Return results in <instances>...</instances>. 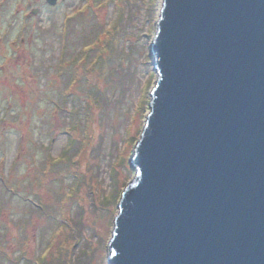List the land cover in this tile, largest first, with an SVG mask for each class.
<instances>
[{
	"label": "rangeland",
	"instance_id": "1",
	"mask_svg": "<svg viewBox=\"0 0 264 264\" xmlns=\"http://www.w3.org/2000/svg\"><path fill=\"white\" fill-rule=\"evenodd\" d=\"M161 3L0 0V264H107Z\"/></svg>",
	"mask_w": 264,
	"mask_h": 264
},
{
	"label": "water",
	"instance_id": "2",
	"mask_svg": "<svg viewBox=\"0 0 264 264\" xmlns=\"http://www.w3.org/2000/svg\"><path fill=\"white\" fill-rule=\"evenodd\" d=\"M151 54L107 264H264V0H162Z\"/></svg>",
	"mask_w": 264,
	"mask_h": 264
},
{
	"label": "trees",
	"instance_id": "3",
	"mask_svg": "<svg viewBox=\"0 0 264 264\" xmlns=\"http://www.w3.org/2000/svg\"><path fill=\"white\" fill-rule=\"evenodd\" d=\"M7 65H8V64H6V65H2V68H1V70H0V74H3V71L6 69ZM57 95H59L60 98L63 99L62 96H61V95H62L61 92H59ZM64 100H65V99H64Z\"/></svg>",
	"mask_w": 264,
	"mask_h": 264
},
{
	"label": "flooded vegetation",
	"instance_id": "4",
	"mask_svg": "<svg viewBox=\"0 0 264 264\" xmlns=\"http://www.w3.org/2000/svg\"><path fill=\"white\" fill-rule=\"evenodd\" d=\"M44 1H46V0H44ZM37 11H38V10L34 9V10L32 11V13H30L31 15H29L28 17H30V16H32V15H35V14L37 13ZM26 17H27V16H26Z\"/></svg>",
	"mask_w": 264,
	"mask_h": 264
}]
</instances>
